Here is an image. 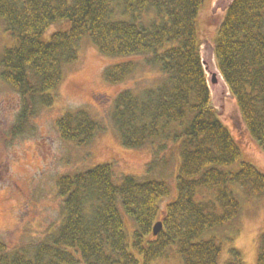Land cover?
<instances>
[{"label":"trees","instance_id":"16d2710c","mask_svg":"<svg viewBox=\"0 0 264 264\" xmlns=\"http://www.w3.org/2000/svg\"><path fill=\"white\" fill-rule=\"evenodd\" d=\"M203 1L0 0L13 37L0 54L1 77L20 95L14 133L55 101L51 90L88 37L103 54L125 58L105 67L108 82H123L141 61L155 72L114 98L111 119L123 145L149 146L150 170L168 165L167 150L178 158L177 195L164 209L160 203L173 191L164 177L129 173L116 180L110 162L60 175L61 222L30 251H10L0 239V264H148L173 245L183 264H247L234 246L222 260L221 242L205 236L239 214L236 185L247 196H264V171L246 160L231 169L241 147L211 103L198 29ZM61 20L68 28L46 37ZM214 49L244 124L264 150V0H233ZM136 55L142 60L126 59ZM57 126L64 139L84 145L102 123L79 108ZM158 220L163 226L153 234ZM257 246V264H264V230Z\"/></svg>","mask_w":264,"mask_h":264},{"label":"rangeland","instance_id":"374dc122","mask_svg":"<svg viewBox=\"0 0 264 264\" xmlns=\"http://www.w3.org/2000/svg\"><path fill=\"white\" fill-rule=\"evenodd\" d=\"M218 1L204 0L198 17L201 53L207 58L215 56L218 27L227 8V3L214 8ZM68 26L66 20L55 22L46 29L45 35L49 37L52 32ZM12 43L13 37L5 30V23L0 18V54ZM214 56L211 67L216 69L219 66ZM130 58L141 61L143 56L126 59ZM123 59L103 54L85 37L79 45L78 59L65 66L60 84L51 90L55 101L38 109L19 134L12 129L20 108V95L2 79L0 70V239L10 251H30L61 222L64 198L59 193L57 181L65 173L110 162L116 180L129 173L166 178L173 191L162 199V209L176 197L178 158L172 149L167 150L169 155L172 154L168 165L150 170L148 164L153 158L150 147L123 145L112 122L111 109L116 95L126 87L148 83L155 75L141 61L137 71L123 82H108L104 76L105 67ZM211 101L241 147V157L231 169H237L246 160L264 171V150L246 128L232 94L217 86L211 89ZM79 108L87 109L102 123V128L84 145L64 139L57 126V120L65 112ZM235 188L241 200L239 214L227 224L207 231L205 236L213 235L221 242L222 260L228 257V249L234 246L241 250L247 264H257V238L264 230V196H247L238 185ZM127 224L132 227L131 219H127ZM148 264L183 262L173 245L167 256Z\"/></svg>","mask_w":264,"mask_h":264},{"label":"water","instance_id":"95a60500","mask_svg":"<svg viewBox=\"0 0 264 264\" xmlns=\"http://www.w3.org/2000/svg\"><path fill=\"white\" fill-rule=\"evenodd\" d=\"M232 1L233 0H225V1L219 0L215 4L214 8H217L219 5L223 6L226 3H227V8H228V6L231 4ZM200 52H201V45H200ZM213 53L215 54V49H214ZM211 56L212 57H208L207 58V57H204L202 55V53H201L202 63H203V66H204V69H205V72H206V78H207L210 94H211V89L212 88L215 89L217 86H222L223 89H225V90H227V91H229L231 93L230 87H229L227 81L225 80L221 70L219 68L213 69L211 67V63H212L211 60L213 61V56L214 55H211ZM207 71L210 72V76L209 77H207ZM211 103H212V101H211ZM162 226H163L162 221L158 220L153 225V234H158V232L161 230Z\"/></svg>","mask_w":264,"mask_h":264}]
</instances>
